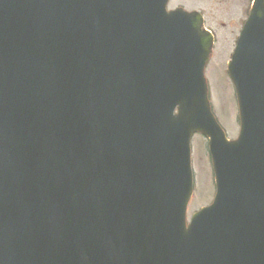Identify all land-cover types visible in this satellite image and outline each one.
Instances as JSON below:
<instances>
[{"label":"water","instance_id":"1","mask_svg":"<svg viewBox=\"0 0 264 264\" xmlns=\"http://www.w3.org/2000/svg\"><path fill=\"white\" fill-rule=\"evenodd\" d=\"M169 1L0 0V264H264V0L228 65L236 140L214 35ZM196 134L216 195L188 224Z\"/></svg>","mask_w":264,"mask_h":264},{"label":"rangeland","instance_id":"2","mask_svg":"<svg viewBox=\"0 0 264 264\" xmlns=\"http://www.w3.org/2000/svg\"><path fill=\"white\" fill-rule=\"evenodd\" d=\"M253 0H172L170 9L182 6L205 15L206 27L216 36L212 57L206 68L212 111L230 140L239 136L238 100L228 72L243 23L247 20ZM208 141L200 134L192 140L194 195L188 207L191 217L211 205L216 194L215 175Z\"/></svg>","mask_w":264,"mask_h":264},{"label":"flooded vegetation","instance_id":"3","mask_svg":"<svg viewBox=\"0 0 264 264\" xmlns=\"http://www.w3.org/2000/svg\"><path fill=\"white\" fill-rule=\"evenodd\" d=\"M180 7H182V6H178V7H176V8H180ZM182 8H184V7H182ZM169 9H170V7H169ZM202 13V12H201Z\"/></svg>","mask_w":264,"mask_h":264}]
</instances>
